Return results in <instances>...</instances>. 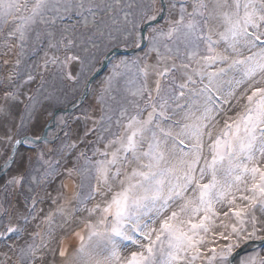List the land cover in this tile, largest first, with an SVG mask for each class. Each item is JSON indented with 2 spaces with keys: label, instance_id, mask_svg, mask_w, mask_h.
Segmentation results:
<instances>
[{
  "label": "snow or ice",
  "instance_id": "snow-or-ice-1",
  "mask_svg": "<svg viewBox=\"0 0 264 264\" xmlns=\"http://www.w3.org/2000/svg\"><path fill=\"white\" fill-rule=\"evenodd\" d=\"M0 179V264H264V0H0Z\"/></svg>",
  "mask_w": 264,
  "mask_h": 264
},
{
  "label": "rangeland",
  "instance_id": "rangeland-1",
  "mask_svg": "<svg viewBox=\"0 0 264 264\" xmlns=\"http://www.w3.org/2000/svg\"><path fill=\"white\" fill-rule=\"evenodd\" d=\"M150 2H151V0H150ZM149 2V3H150ZM136 3L137 4H140V5H146V3H147V0H136ZM150 11V10H149ZM137 18L139 19V22H137V23H141V18H140V16H139V14L137 15ZM107 23H109V24H111V21H107ZM148 22H145V23H142L141 24V28H142V32H143V30H144V34H147V32L150 30V23H148ZM151 23H155V22H151ZM161 23H162V21H161ZM114 35H116V36H118L119 37V33H114ZM124 41V40H123ZM146 43V42H145ZM106 45V46H105ZM115 45L116 46H113V43L111 42V41H109L108 39H105L104 40V42H103V44H102V46H101V48L99 49V51H97L96 52V54H95V56L94 57H89V56H87V54H85V53H81V55L82 56H85L86 57V59H85V64H84V66H83V71H84V74L86 75V76H88V75H92L94 72H96L97 70H99L101 67H102V65H103V57H104V53L105 52H109L110 50H112L114 47H122V48H125L124 47V45H122V44H120V43H116L115 42ZM132 47V41L131 40H129L128 41V47L127 48H131ZM136 54H142V50L141 49H137L135 52H133V53H130V54H118V53H112L111 55H109L108 57L109 58H112V57H114V56H124V55H128V56H133V55H136ZM111 67V65L108 63V61H107V63H106V65H105V67H104V69L102 70V72L101 73H99L97 76H95V80H94V84H98V82L100 81V80H102L104 77H105V75L107 74V72H108V69ZM76 95H79V90H76V93H75ZM72 95H73V93H72V89H69V94H68V97H67V99L68 100H71L72 99ZM70 106V105H69ZM87 104H85V105H83L82 107H81V109H78V111H82V110H86L87 109ZM70 166H71V164H70ZM15 170H14V168H13V172H14ZM68 177V176H67ZM69 178H71V179H73L74 180V178H72V177H69ZM3 183V180L2 179H0V184H2ZM24 195H30V193H28L27 192V189L25 188L24 190ZM8 192H9V195H8V200L9 201H12V198H13V196L11 195V188H9V190H8ZM3 195V193H0V196H2ZM262 246H264V244L263 245H261V246H259V247H256V249L257 250H259ZM252 250H250V251H247V252H251ZM247 253L245 252V253H243V254H241L240 256H244V255H246ZM239 258L240 257H238V259H237V262L239 261Z\"/></svg>",
  "mask_w": 264,
  "mask_h": 264
},
{
  "label": "water",
  "instance_id": "water-1",
  "mask_svg": "<svg viewBox=\"0 0 264 264\" xmlns=\"http://www.w3.org/2000/svg\"><path fill=\"white\" fill-rule=\"evenodd\" d=\"M148 24V23H147ZM143 33H144V30H143ZM137 49H134L133 47H131V48H122V47H114L112 50H110L109 52H107L108 53V56L109 55H111L112 53H118V54H130V53H133V52H135ZM107 61H108V59L107 58H105V57H103V65H102V67L99 69V70H97L95 73H96V75L95 76H97L99 73H101L102 72V70L104 69V67H105V65H106V63H107ZM70 107V106H69ZM264 244V242H261V241H255V242H250V246L248 247V249H247V251H250V250H252V248L253 247H259V246H261V245H263ZM243 253H245V251H241L240 252V255L241 254H243ZM237 259H238V257H237Z\"/></svg>",
  "mask_w": 264,
  "mask_h": 264
},
{
  "label": "bare ground",
  "instance_id": "bare-ground-1",
  "mask_svg": "<svg viewBox=\"0 0 264 264\" xmlns=\"http://www.w3.org/2000/svg\"><path fill=\"white\" fill-rule=\"evenodd\" d=\"M138 55V54H136ZM82 127V125H81ZM70 167V164H69ZM15 170V167H14ZM61 183L67 184L69 185V187H71L72 183H73V179L67 177V175L61 176L60 178L56 179L54 183L51 184V188L50 190L53 191V194H55V190H58L60 188ZM14 199V197L12 198V200ZM66 243L68 244H75V240L73 238H71L70 236L66 239Z\"/></svg>",
  "mask_w": 264,
  "mask_h": 264
},
{
  "label": "trees",
  "instance_id": "trees-1",
  "mask_svg": "<svg viewBox=\"0 0 264 264\" xmlns=\"http://www.w3.org/2000/svg\"><path fill=\"white\" fill-rule=\"evenodd\" d=\"M150 2V0H147V3L146 4H148ZM122 15V14H121ZM140 16V15H139ZM137 19V22H139V19L138 18H136ZM118 37V36H117ZM116 43H120V44H122V45H124L125 44V41H123V39L122 38H119L118 37V39L116 40ZM128 43V42H127Z\"/></svg>",
  "mask_w": 264,
  "mask_h": 264
}]
</instances>
